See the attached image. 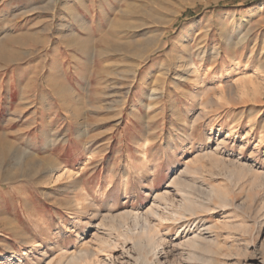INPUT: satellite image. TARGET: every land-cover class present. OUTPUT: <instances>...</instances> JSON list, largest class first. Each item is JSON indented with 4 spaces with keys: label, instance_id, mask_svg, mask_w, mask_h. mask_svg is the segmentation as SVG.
<instances>
[{
    "label": "rangeland",
    "instance_id": "1",
    "mask_svg": "<svg viewBox=\"0 0 264 264\" xmlns=\"http://www.w3.org/2000/svg\"><path fill=\"white\" fill-rule=\"evenodd\" d=\"M197 40L231 58L179 84ZM0 147V264H133L131 214L155 264H264V0H0ZM54 164L72 178L43 181ZM179 185L201 205L185 218Z\"/></svg>",
    "mask_w": 264,
    "mask_h": 264
},
{
    "label": "bare ground",
    "instance_id": "2",
    "mask_svg": "<svg viewBox=\"0 0 264 264\" xmlns=\"http://www.w3.org/2000/svg\"><path fill=\"white\" fill-rule=\"evenodd\" d=\"M154 9L157 12H164V9L162 8V6H156V7H154ZM226 44L228 45V47H230V45H231L229 41H227ZM147 45H149L150 47L142 46V47H140V48L135 50V52H137V57L139 59V62H137V63L134 62L135 64H132V66L131 65L129 66L130 68H129L128 72L131 74L132 82H134V81L136 82L138 80L137 79V76H138L137 70L140 67V65L144 61H146L149 58L150 54L153 53L155 50L162 49V47H163V34H159L158 37L155 36V37L147 38ZM193 47L195 48L194 49L195 53H193V54H195V56L193 58H190L187 62H185L184 59L182 60L183 56L181 57V55H180V56H177L175 59H173V61H170V63H169V64L173 65V64H177L179 62L180 63L183 62L184 65L181 64L180 66H185V68L178 73V79H177L176 82H179V84H183V83L185 84L187 82H190V83L192 82L193 85H197L198 83L201 82V79H200V75L201 74H204V75H208L209 74L211 66H210V68H204L205 70L201 71V68L203 67V63L205 61H207V60L208 61H214V62H219L220 61L219 63H225V62H227V59L230 60V58H231L230 56H228L229 53L226 54L227 57H222L220 48H215V47L214 48H208L204 43H201L198 40L196 42H194ZM159 67L162 68L161 70H159V75H164L166 73V70L168 69V66H163V64H159ZM221 68H222V66L220 67V69ZM146 75H147V72L144 73V76H146ZM156 77L158 78V76H156ZM162 79H163V77H162ZM161 86H163V85H161ZM206 88H208V87H206ZM198 90H199V88L195 87V90L190 92V95H191L190 97L192 99L198 97L199 98L198 100L201 101V98L199 97L200 94H199ZM156 92H157L156 89L153 88V89H151V91L149 93H146L145 95L149 99H154L158 95ZM161 92H162V89H161ZM241 94H244V92L242 91ZM240 99L243 100V97L240 96ZM253 100L255 102H260L261 101L260 99H257V98H255ZM244 102H248V100H246ZM200 104H204V105H201V106L207 107L209 105L214 104V101H213L212 97L211 98L208 97L207 100L201 101ZM219 106L222 107V105H219ZM2 153H3L2 152V148L0 147V157L2 156ZM39 170L40 169H39V167L37 165L31 164L30 166L28 165V168L25 170V174L29 175V174L34 173V172L37 173ZM58 172H59V168H58L57 165L54 164L46 172V176L43 177L44 178L43 181H60L64 177L72 178V176H73V175L66 176V174H63V172L55 175ZM10 187L12 188V191L14 192V186H10ZM178 187H179V192L181 194V200H180V204H179L180 205V209H181L180 211L182 212L181 214L183 215V217H180V218H185L184 217L185 215L193 214L194 210L196 208H199L201 205L199 204L198 197H196L191 192L192 189L190 190L188 185H186L184 187H183V185L182 186L179 185ZM175 214H177V213L175 212ZM131 218H132V220L134 222V225H139V227H140L139 228V232H137L136 238L134 239L136 241H134L135 243L132 242V247L131 248H134V247L138 246V248L141 251H145L144 252L145 255H142V254L138 255L139 257L136 258V260L134 261L133 264H155V262L149 260L148 255L151 254V255L154 256V258H157L158 253L162 249H164L162 247V244H164L162 242L163 239L159 236V234L155 231V229H153V227L144 218H142V216H139L138 214H131ZM106 236H108V237H105L104 235L103 236L101 235L98 238L99 243H100L98 249H99L100 253L102 251H104V252L105 251H108V252L112 251V249H115V248H117L119 246V245L117 246V243H115V241H113V239H111L109 237V235L106 234ZM197 239H198L197 235H192L190 238H187L185 241L191 247H195L196 248V246H198ZM161 247H162V249H161ZM98 249H97V251H98ZM12 254H13V252H12ZM94 254H92V255L94 256ZM96 254H98V253L96 252ZM162 254H163V252H162ZM153 260L155 261L156 259H153ZM87 261H89V260H87ZM90 261H91L90 264H101L102 260L101 259L100 260L96 259V260H90ZM157 263H158V261H157ZM72 264H77V263L73 262Z\"/></svg>",
    "mask_w": 264,
    "mask_h": 264
}]
</instances>
